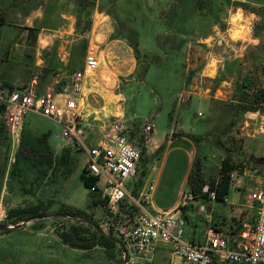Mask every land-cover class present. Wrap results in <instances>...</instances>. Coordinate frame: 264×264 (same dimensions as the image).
Returning a JSON list of instances; mask_svg holds the SVG:
<instances>
[{
    "label": "rangeland",
    "instance_id": "374dc122",
    "mask_svg": "<svg viewBox=\"0 0 264 264\" xmlns=\"http://www.w3.org/2000/svg\"><path fill=\"white\" fill-rule=\"evenodd\" d=\"M209 1L211 14L202 12L198 4L183 6L176 11L174 8L180 5L177 0H79L77 5L78 22L82 20L80 32L85 31L84 27L89 23L93 25L96 8L111 16L120 36L127 38L131 31H138L141 59L131 52L127 40L124 60L120 62L122 66L103 73L100 83L93 86L98 91L94 92L92 106L102 118L107 110H111L108 117L115 116L116 112L122 115L129 137L131 130L141 131L148 121L154 125L150 140H160L173 131V138H178L173 146L180 149L169 155L163 184L172 191L180 185L186 172L189 178L198 158L202 174L210 183L219 178L225 157L234 161L237 166L234 176L243 178L248 188L252 187L257 176H264V158L248 156L244 150L249 139L252 150L264 155V107L245 111L240 101L242 93H252L253 89L264 85V51L252 57H256L252 60L257 63L253 69L250 64H241L252 56L246 45L249 37L264 25V6L245 2L246 9L237 5L239 0ZM253 9H259L263 22L246 17ZM12 23L23 25L21 20ZM241 53L243 58L238 65L231 64L234 56ZM245 79L249 80L247 87H243ZM184 82L187 86L198 87H186L184 92ZM188 91L193 92L188 94ZM216 93L219 98L214 97ZM200 111L202 115H199ZM90 121L92 127L86 128L85 141L91 147L98 141L100 121L92 117ZM47 131H50L48 142L57 153L67 147L62 123L35 113L26 116L25 142ZM186 131L202 135V138L194 142L185 136ZM162 145L152 154L145 153L141 161L142 171L137 178L139 182L147 163L161 164L167 148L166 144ZM18 146L11 144L7 173L0 174V216L4 217L0 224L6 221V226L14 227L0 231V264H118V261L131 264V258L137 264H152L131 252L126 257L120 246L115 249V257L110 258L102 247L85 250L72 247L61 239L60 230H67L76 222V219L59 215L58 210L63 204L85 211L103 231L112 229L120 240L119 244H123L122 231L137 215V211L133 215L127 213L124 205L113 213L101 204L93 203L91 190L85 187L80 177L88 158L86 150L81 151L78 146L72 149L76 165L71 174L59 171L53 174L51 169L45 172L44 158L38 155L36 164L26 159L23 168L11 175L10 167L19 152ZM21 155L23 159V155L33 157L30 150H24ZM250 160L254 161L253 166L259 163L261 168L257 172L253 167L245 176L242 171L245 167L250 170ZM137 179L130 177L127 187L133 189ZM97 185L103 189L106 176L102 175ZM186 187L190 188L188 181ZM49 199L53 203L45 217L17 223L6 218L10 208ZM102 199H105L104 195H101ZM129 201L127 197L123 202ZM249 210L253 220L256 219V205Z\"/></svg>",
    "mask_w": 264,
    "mask_h": 264
},
{
    "label": "crops",
    "instance_id": "0c3cea01",
    "mask_svg": "<svg viewBox=\"0 0 264 264\" xmlns=\"http://www.w3.org/2000/svg\"><path fill=\"white\" fill-rule=\"evenodd\" d=\"M239 1L250 2L257 7L264 6L263 0ZM77 15L76 0H0V92L6 93L36 83L38 93H45L57 77L66 78L74 71L82 69L87 48L89 46L96 47L98 56L101 58L100 66L84 79L86 84L85 105L80 110L81 122L88 126L91 124V117L93 120L104 119L92 106V101L96 96L94 92L98 91L93 86L100 83L103 73L111 72L122 66L120 62L124 60L127 39L117 35L111 16L107 15L104 10L96 8L94 12L96 20L89 29L87 28L83 32H80L78 27ZM246 17L252 21L261 20L263 22L261 13L249 11ZM19 20L22 21V26L12 23V21L18 22ZM255 32L249 37L246 45L252 56L247 58L246 62H241L247 66L250 64L252 69L257 64L256 60H252L256 57H252L264 51V25ZM129 49L134 52L131 46ZM240 58H243V53L236 54L231 64L238 65L242 60ZM261 59H263L262 56ZM262 86L264 87V85ZM186 87L197 88L198 86H187L184 82V92H186ZM189 92L193 91H188V94ZM195 93L197 92L195 91ZM214 97L219 98V95L216 93ZM108 112L111 110L105 111L103 115L109 116ZM117 114L116 112L113 115ZM120 117L123 116L120 115ZM139 133L140 131L131 130L130 139L141 140ZM179 138L183 139L185 136H179ZM177 139V137L173 138V131H171L160 140L152 138L148 143L141 142V145H144L146 149V154L156 152L162 144H166L167 148L161 164L156 165L152 162L146 164L143 169L144 174L139 182L137 178L142 171L141 161L143 159L140 161L138 172L135 175L137 180L134 188L130 191L136 190L139 194L154 179L156 189L152 200L148 203L149 209L153 213L178 210L186 221L185 238L187 240L203 243L208 228L213 226L221 231L231 243H237L239 233L246 226L254 224L256 220H253L252 212L249 210L252 205L246 202L249 194L247 191L264 187V176H257L252 187L248 188L243 178L233 175L232 185L226 196L227 200L214 199L203 192L192 201L184 202L182 193L188 181L187 172L176 190L172 191L165 185L163 186L169 155L180 149L179 146H173ZM252 145L247 139L244 145L245 153L248 156L253 155L256 159H263L264 155L256 154L252 150ZM253 163L254 161L250 160V170L245 167L242 171L243 175L250 174L253 167V170L259 171L260 164L257 163L253 166ZM235 172L237 171L235 170ZM145 178H147V183ZM148 262L152 264H186L182 259L172 254L171 245L167 243H160Z\"/></svg>",
    "mask_w": 264,
    "mask_h": 264
},
{
    "label": "built area",
    "instance_id": "2783aa9c",
    "mask_svg": "<svg viewBox=\"0 0 264 264\" xmlns=\"http://www.w3.org/2000/svg\"><path fill=\"white\" fill-rule=\"evenodd\" d=\"M99 65L97 49L89 46L82 69L66 78L57 77L45 93H38L36 83L6 93L0 92V102L5 105L4 123L13 147L21 143L29 113L62 123L66 145L78 146L88 153L86 166L89 173L99 180L102 175L106 176V186L101 190L108 211L117 212L127 197L137 209L135 220L122 231L126 257L131 252L150 260L158 245L167 243L171 245L172 254L186 264H264V187L256 188L247 195L246 202L256 205L257 216L254 227L246 226L239 233L236 245H232L213 226L208 228L205 241L196 243L185 238L186 221L178 210L153 213L149 209L148 203L156 189L154 179L137 196L127 187V180L138 172L142 149L140 140L133 141L128 136L123 117L115 115L96 119L100 121L98 141L91 147L87 145L86 127L91 128L92 124L85 126L81 122L80 110L85 105L84 79ZM199 115H202L201 111ZM153 130L154 125L148 121L139 133L140 138L147 143ZM96 188H99L97 184L92 190ZM210 196L215 199V192L212 191ZM194 198L192 190L186 187L182 193L183 201L189 202ZM2 218L1 215L0 220ZM130 263L137 264L133 258Z\"/></svg>",
    "mask_w": 264,
    "mask_h": 264
},
{
    "label": "trees",
    "instance_id": "16d2710c",
    "mask_svg": "<svg viewBox=\"0 0 264 264\" xmlns=\"http://www.w3.org/2000/svg\"><path fill=\"white\" fill-rule=\"evenodd\" d=\"M111 2H116L118 0H110ZM180 5L174 8L176 11L179 10L183 6H188L190 4L199 5V8L205 14H211L209 10L210 1L209 0H177ZM226 1V0H221ZM229 1V0H227ZM79 4V0L77 1V5ZM92 4V3H91ZM94 4V3H93ZM86 6V3H84ZM239 7L248 8L245 2L239 1L237 4ZM87 7V6H86ZM264 8V7H263ZM253 9L252 11L261 13L259 9ZM177 14L174 13L173 16ZM170 21H173L170 19ZM82 20L78 22V27H80ZM90 23L85 26L84 28H90ZM120 33H117L119 35ZM129 42V45L133 48L135 57L137 59H141L142 54L140 50V41H139V33L138 31H131L129 36L126 38ZM249 86V80L245 79L243 83V87ZM254 92L252 93H242L243 95L240 97V101L243 102V109L245 111L248 110H258L261 107H264V87L262 85L258 86L257 88L253 89ZM4 107L5 105L0 102V110L4 114ZM50 135V131L44 132L42 135L38 137H34L30 139V141L25 142L24 134L21 140L20 145L18 146L19 152L16 154L15 160L11 163L10 173L11 175L15 174L16 170L23 168L22 163H26L27 160H31L32 163L36 164L38 159V155L44 158V170L47 172L49 169L53 171V174H56L57 171L62 172L65 175L71 174L74 170L76 165V160L73 157L72 150L74 147L67 146L63 147L59 153L55 151L53 147L50 146L48 142V138ZM188 138L193 140L194 142L200 140L202 135L186 133ZM142 143L144 144V139L141 138ZM11 146V141L8 136V132L4 123V117H0V174L5 175L7 173V168L9 165V150ZM163 147L161 145L158 149L160 150ZM142 149V159H144V155L146 149L144 145H141ZM24 150H30L33 154V157H27L25 155L24 159L21 155V152ZM82 151V149H80ZM76 151L74 152V154ZM253 156V155H252ZM254 157V156H253ZM234 161L229 158L225 157L222 160L220 176L217 180L213 182H207L202 174V165L199 161V158L195 161L194 167L189 173L188 184L190 189L192 190L194 196H198V194L206 193L210 195L212 191L215 192L216 196L215 199L218 200H225V196L229 193L230 187L232 185V172L237 169V166L234 165ZM81 180L85 187L91 190V196L93 199V203L95 205L101 204L102 206H106V198L101 200L102 190L96 188V190H92L97 183L99 178L92 176L87 166H84V170L80 175ZM205 187H208L205 190ZM133 194L135 196L138 195L136 190H133ZM53 201L49 200H39L38 203L34 205H27V206H19L13 207L8 209L7 212V219L14 220L13 223H17L20 220H30L33 218H42L48 215L49 210L51 209ZM124 205L127 210V213L130 215L135 214L137 211L136 207L132 204L131 201L129 202H122L120 207ZM59 215H65L69 218L76 219V222L72 223L69 229H61L60 236L61 239L68 245L76 248H81L85 250L94 249L96 247H102L106 254L110 258L115 257V249L120 246V250L123 251L122 245L119 244L120 240L117 236L114 235L113 230L111 229L110 232L103 231L100 226L92 220L88 214L76 207L63 204L60 206L58 210ZM57 213V214H58ZM6 225V221L3 223ZM11 228L7 229L10 230ZM4 232V231H3ZM232 245H236V242L232 243ZM118 264H122L118 261Z\"/></svg>",
    "mask_w": 264,
    "mask_h": 264
},
{
    "label": "water",
    "instance_id": "95a60500",
    "mask_svg": "<svg viewBox=\"0 0 264 264\" xmlns=\"http://www.w3.org/2000/svg\"><path fill=\"white\" fill-rule=\"evenodd\" d=\"M28 221V220H27ZM9 228H14V227H9V226H6V225H4V224H0V231H5V230H7V229H9ZM123 250H124V248H123Z\"/></svg>",
    "mask_w": 264,
    "mask_h": 264
},
{
    "label": "flooded vegetation",
    "instance_id": "af4514ba",
    "mask_svg": "<svg viewBox=\"0 0 264 264\" xmlns=\"http://www.w3.org/2000/svg\"><path fill=\"white\" fill-rule=\"evenodd\" d=\"M120 245H122V247H123V244L120 243ZM123 251H124V250H123ZM123 251H122V252H123Z\"/></svg>",
    "mask_w": 264,
    "mask_h": 264
}]
</instances>
